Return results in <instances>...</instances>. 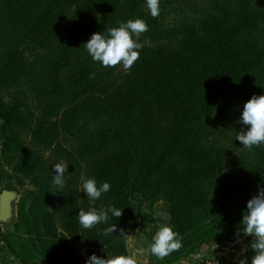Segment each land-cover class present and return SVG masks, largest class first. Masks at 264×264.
Returning a JSON list of instances; mask_svg holds the SVG:
<instances>
[{"label":"trees","instance_id":"obj_1","mask_svg":"<svg viewBox=\"0 0 264 264\" xmlns=\"http://www.w3.org/2000/svg\"><path fill=\"white\" fill-rule=\"evenodd\" d=\"M159 6L153 18L146 0H0V178L19 192L0 245L13 257L129 256L125 233L152 225L151 241L158 203L182 246L163 259L150 252L151 264H170L207 239L231 243L242 229L247 201L264 188V144L235 139L247 130L243 104L264 95V0ZM136 18L148 31L131 70L93 61L84 45L91 35ZM54 163L68 165L62 188ZM82 176L110 190L91 201ZM93 207L122 215L108 212L85 229L77 214Z\"/></svg>","mask_w":264,"mask_h":264},{"label":"clouds","instance_id":"obj_2","mask_svg":"<svg viewBox=\"0 0 264 264\" xmlns=\"http://www.w3.org/2000/svg\"><path fill=\"white\" fill-rule=\"evenodd\" d=\"M146 5L153 18L159 16V0H146ZM147 31L148 24L145 20L140 18L129 19L127 22H120L118 27L108 28L106 34H102V32L93 33L84 45L93 61L104 67L122 65L125 71H130L140 58L139 37ZM239 123L247 126V130L237 132L235 138L243 147L251 149L253 146L258 147L264 144V95L254 94L243 104ZM67 166L62 163H54L53 165L55 171L53 183L58 188L63 187ZM81 180V191L86 193L87 198L91 201L99 199L102 193L110 190L108 182L98 186L93 178L82 176ZM49 209L52 210L50 207ZM108 212L118 218L122 215V211L115 207L99 211L94 207L87 211L80 209L77 215L80 225L85 229H90L99 223L106 222L109 218ZM240 224L243 234L253 237L250 245L254 251L251 264H264V188H260L258 194L247 201ZM112 232H116V226L106 229L105 235ZM121 232L123 233V230ZM181 246L178 233L165 224L159 227L151 241L148 242L147 250L159 259H163L172 252L179 250ZM86 264H137V260L132 256L107 255L105 259L92 254L86 260ZM240 264H247V261L241 260Z\"/></svg>","mask_w":264,"mask_h":264},{"label":"rangeland","instance_id":"obj_3","mask_svg":"<svg viewBox=\"0 0 264 264\" xmlns=\"http://www.w3.org/2000/svg\"><path fill=\"white\" fill-rule=\"evenodd\" d=\"M172 15L168 16L165 24L172 22ZM9 190L15 193V197L12 201V211L9 219L6 222H2L3 230H12L13 224L17 218V199L19 196L18 188L12 180L0 178V192L3 190ZM141 212L144 213L145 209L142 208ZM154 220L155 230L158 231L161 225L167 224L168 213L164 204L158 203L154 207ZM142 222L139 226L128 230L125 233V245L128 251V255L137 260V264H151L148 251V234L147 229L152 225H147V228L142 227ZM253 237L245 236L242 229L237 232L236 239L231 243H222L214 239H207L205 242L196 247L190 254L182 257L170 264H202V260L205 258H212L218 264H230L237 262L240 264L241 260L251 262V257L254 255V251L251 248V242ZM144 249V251H141ZM86 256V255H84Z\"/></svg>","mask_w":264,"mask_h":264},{"label":"water","instance_id":"obj_4","mask_svg":"<svg viewBox=\"0 0 264 264\" xmlns=\"http://www.w3.org/2000/svg\"><path fill=\"white\" fill-rule=\"evenodd\" d=\"M15 197V193L12 191L3 189L0 192V221L1 222H6L12 211V201ZM132 211L135 215L138 214V207L133 206Z\"/></svg>","mask_w":264,"mask_h":264},{"label":"crops","instance_id":"obj_5","mask_svg":"<svg viewBox=\"0 0 264 264\" xmlns=\"http://www.w3.org/2000/svg\"><path fill=\"white\" fill-rule=\"evenodd\" d=\"M0 264H27L21 258H15L7 252V250L0 245Z\"/></svg>","mask_w":264,"mask_h":264},{"label":"built area","instance_id":"obj_6","mask_svg":"<svg viewBox=\"0 0 264 264\" xmlns=\"http://www.w3.org/2000/svg\"><path fill=\"white\" fill-rule=\"evenodd\" d=\"M0 229H2V222L0 221ZM202 264H218L216 261H213L212 258H205L202 260Z\"/></svg>","mask_w":264,"mask_h":264}]
</instances>
